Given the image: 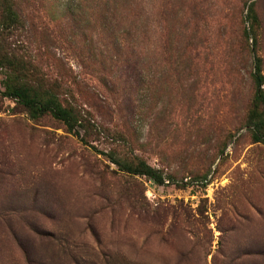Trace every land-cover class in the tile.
Masks as SVG:
<instances>
[{"label": "rangeland", "instance_id": "obj_1", "mask_svg": "<svg viewBox=\"0 0 264 264\" xmlns=\"http://www.w3.org/2000/svg\"><path fill=\"white\" fill-rule=\"evenodd\" d=\"M14 3L3 54L29 62L17 79L63 85L91 145L5 96L0 67V264H264V144L247 127L264 0ZM119 131L174 181L99 153L128 150Z\"/></svg>", "mask_w": 264, "mask_h": 264}, {"label": "trees", "instance_id": "obj_2", "mask_svg": "<svg viewBox=\"0 0 264 264\" xmlns=\"http://www.w3.org/2000/svg\"><path fill=\"white\" fill-rule=\"evenodd\" d=\"M15 0H0V67L9 64L12 67L14 76L9 75L4 82L5 96L17 101L29 113L33 119L41 118L45 115H51L54 119L62 122L67 131L73 136L80 137L85 145H91L87 141V137L80 135V130H88L87 112L82 108L74 106L66 99L62 100L61 94L58 92L63 85L56 81L47 83L43 81H32L29 79L19 80L16 76L19 73L28 71L29 62L18 57L15 52H11L12 56L3 54L2 35L8 30L18 27L21 23L19 14L15 11ZM257 1H252L247 7V13L242 18L244 24L243 35L248 42L251 38L256 41L255 30L259 26V18L257 15ZM117 8L120 9L117 2ZM255 72L252 74L254 97L251 102L250 109L247 114V127L252 133L254 143L264 144V75L262 74V58L256 54ZM118 147H125L126 152H99L97 147L91 146L97 152L103 154L110 162L115 164L119 170L132 176L146 177L156 184L162 186L167 182H173L172 176H166L161 170L152 167L145 160L133 156L128 151L131 149V141L128 139L127 133L124 131L117 132V136L112 138ZM121 153H126L120 155Z\"/></svg>", "mask_w": 264, "mask_h": 264}]
</instances>
